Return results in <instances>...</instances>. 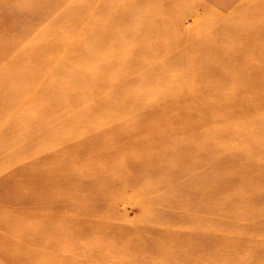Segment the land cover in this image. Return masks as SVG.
<instances>
[{
  "label": "rangeland",
  "instance_id": "rangeland-1",
  "mask_svg": "<svg viewBox=\"0 0 264 264\" xmlns=\"http://www.w3.org/2000/svg\"><path fill=\"white\" fill-rule=\"evenodd\" d=\"M24 1L0 3L7 9L0 7V28L11 24L6 30L16 37ZM139 1L96 0L114 6L87 17L109 23L110 33L93 52L102 64L94 61L99 66L86 102L63 103L66 107L58 110L49 106L57 119L42 115L44 131L30 140L19 138L22 147L29 146L16 164H0V264H264V70L253 67L264 55V0H237L234 15L228 13L232 5L225 7L221 26L235 24L237 47L251 42L260 54L253 64L250 56L237 59V78L222 87L211 84L210 77L193 78L173 68L170 74L185 86L140 82L171 64L180 51H192L182 45L171 48L173 55H156L171 47L177 33L201 37L211 29L194 27L192 16L176 25L189 8L157 0L168 15V36L151 41L142 35L135 42L132 26L155 13ZM196 14L203 15L201 6ZM38 28L23 39L30 40L26 45L36 42ZM35 84L34 90L40 82ZM54 98L51 93L40 99L50 104ZM229 103L239 114L234 120L238 135L220 134L210 118L216 104ZM144 104L174 108L163 121L143 122ZM8 110L0 104L7 116L1 125H11ZM28 110L40 109L31 105ZM47 131L54 133L51 141ZM8 136L0 145L5 153L13 142ZM219 152L235 159L222 161Z\"/></svg>",
  "mask_w": 264,
  "mask_h": 264
},
{
  "label": "bare ground",
  "instance_id": "bare-ground-1",
  "mask_svg": "<svg viewBox=\"0 0 264 264\" xmlns=\"http://www.w3.org/2000/svg\"><path fill=\"white\" fill-rule=\"evenodd\" d=\"M1 1L3 0H0V3ZM111 1H116L117 3L118 0ZM167 1L174 2V0ZM176 1H178L177 5L180 4L182 7L189 8V11L178 19L176 25L180 26L185 17L192 16L195 18L194 27L205 26L211 29V32L209 31L201 37L190 33L183 37L184 35L177 33V37H175L171 47L169 48L168 46L165 49L157 50L156 55H173L175 53L171 48H179L182 45H189L192 51L189 49L180 51L181 53L179 52L178 57L171 64L168 66L164 65L154 73L150 72L149 76L145 75L140 78V82L151 83L154 86H166L165 83L170 80L172 86H185L187 83L173 78V75L170 74L169 70L173 68L193 78L210 77L211 84H218L222 87L228 85L227 82L231 77L237 78V59L250 56L253 64L255 59L259 58L258 46H255L254 43L251 44L249 41V43L244 41V44L240 42V48L237 47L238 32L235 24H226L225 27L221 26V16L225 14V7L232 5V9L228 13L234 15L237 10V0ZM138 3L150 7L155 13L147 17L138 18L137 23L141 22L142 27L138 28L137 23L132 26V30L135 32L133 40L139 42L143 36L151 37H148L151 41L155 40V38L167 37L168 29L171 28V25L167 23L168 15L162 7L158 6L157 0H140ZM3 5L5 4H0V7L3 8ZM54 6L60 9L52 13L51 9ZM113 6L114 3L112 2L108 6L107 2L105 4L96 3V0H27L22 5L25 17H23V22H19L21 36L16 37L6 30V26H11V24L6 23V26L0 28V99H2L0 101L4 105L5 103L7 104L10 113L8 124L10 123L13 126L0 124V145L6 143L5 136L7 134H9L8 140L13 141H11V144H6V153L0 151V158H3L2 162L0 161L2 166L10 167L12 164L15 165L14 161L16 158L29 146L24 145L22 147V144L19 143V138L21 141L30 140V135L34 133L39 135L44 131V122L41 116L45 114L51 115L49 106L51 110L53 108L58 110V108L66 107L63 103H69L68 106H71L76 105L78 101H80L79 103L86 102L90 91L89 88L94 83L91 75L93 76L94 67L99 66L94 64V61L98 60V63L102 64L101 57H97L94 60L93 52L97 47L102 46L101 43L103 41L105 43V36L110 33L109 23L93 22L88 20L87 17L99 11L111 12ZM197 6H201L203 9V15L200 17L196 14ZM253 9L254 6L252 5L251 10ZM4 11H7V9H4ZM117 12H122V10H117ZM169 13H171L170 10ZM0 20H3L1 16ZM37 24L39 28L34 34L36 42L26 45L25 43L30 42V40L23 39ZM221 29L226 30L227 34L218 38L216 37L217 34L215 35L214 33L221 31ZM261 31L264 32V23L261 25ZM75 37H85L87 40L84 43H79L78 41L76 42L77 39ZM123 39L126 38L120 40ZM147 49H144V52ZM196 49L203 52L197 53ZM140 51L141 48L137 52ZM105 52L108 53V51ZM263 56L262 54V61L260 60L255 65L253 64L254 69L264 70ZM87 60H91V64L88 66L89 69L85 68L88 65V63H85ZM75 61L80 65L77 69L73 65ZM37 80L40 82V86L34 90ZM220 87L217 92L221 91ZM51 93L55 95L54 102L52 100L50 104L41 103L42 99L40 98L46 97ZM76 94L80 96L77 101ZM194 98L195 100L200 99V97ZM31 105L37 106L40 110L29 111L28 109L31 108ZM146 106L145 104L141 105L143 122L163 121V118L168 117L169 111L174 108L159 109L154 108L153 105L151 107ZM215 107L217 112L212 114L210 118L218 126V132L231 135L239 133L237 130V123L239 122L234 121L238 119L237 116L239 114L231 109L233 107L232 104L229 103L227 106L216 104ZM5 114V112L0 111V121L7 118ZM242 115L248 114L242 112ZM51 116V120L57 119L56 116ZM58 119L60 120L61 118L58 117ZM65 128L60 127L62 130ZM20 130H24L27 133L20 135L19 132H22ZM52 132L47 131L46 135L50 141L54 136ZM15 142L18 143L16 144ZM52 143L55 142L53 141ZM7 152H9V155H7ZM219 153L221 154V152ZM7 156L12 160L11 163L4 161ZM221 158L222 161H233L235 159L232 155H222ZM2 255L1 251L0 256ZM1 258L4 259L3 257ZM9 261L12 260L9 259Z\"/></svg>",
  "mask_w": 264,
  "mask_h": 264
}]
</instances>
